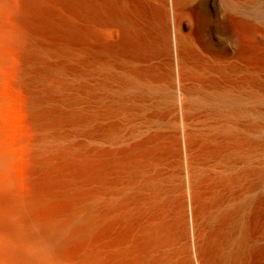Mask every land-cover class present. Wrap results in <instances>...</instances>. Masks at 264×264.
I'll return each mask as SVG.
<instances>
[{
  "label": "bare ground",
  "instance_id": "obj_1",
  "mask_svg": "<svg viewBox=\"0 0 264 264\" xmlns=\"http://www.w3.org/2000/svg\"><path fill=\"white\" fill-rule=\"evenodd\" d=\"M0 89V264H264V0H0Z\"/></svg>",
  "mask_w": 264,
  "mask_h": 264
},
{
  "label": "rangeland",
  "instance_id": "obj_2",
  "mask_svg": "<svg viewBox=\"0 0 264 264\" xmlns=\"http://www.w3.org/2000/svg\"><path fill=\"white\" fill-rule=\"evenodd\" d=\"M0 89V149L7 151L16 143L21 130L18 107L14 99ZM14 146V145H13ZM0 150V151H1Z\"/></svg>",
  "mask_w": 264,
  "mask_h": 264
}]
</instances>
